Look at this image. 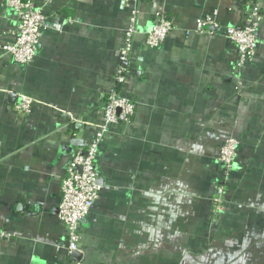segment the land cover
<instances>
[{"label":"crops","instance_id":"0c3cea01","mask_svg":"<svg viewBox=\"0 0 264 264\" xmlns=\"http://www.w3.org/2000/svg\"><path fill=\"white\" fill-rule=\"evenodd\" d=\"M36 1L46 21L30 65L3 53L16 14L0 5V227L12 235L0 264H264V0L256 58L240 71L222 26L238 24L250 0ZM133 7L125 90L136 112L100 147L99 197L75 261L61 249V180L102 122ZM214 13L219 28L195 33ZM158 15L173 29L150 50L145 33ZM19 95L34 99L24 119L12 112ZM229 138L240 145L227 191L235 206L213 223L215 161Z\"/></svg>","mask_w":264,"mask_h":264},{"label":"built area","instance_id":"2783aa9c","mask_svg":"<svg viewBox=\"0 0 264 264\" xmlns=\"http://www.w3.org/2000/svg\"><path fill=\"white\" fill-rule=\"evenodd\" d=\"M44 1L50 3L51 0ZM133 1L136 2V0ZM0 5L16 14V27L11 40L2 46L3 53L15 63L32 64L36 58L37 45L41 40L46 21L43 6L36 0H0ZM241 16L238 24L222 26L224 37L237 51L235 64L237 71L252 64L257 55V34L262 17L259 0H250L244 6ZM210 26H220L215 21V13L205 18H198L194 32L204 33ZM172 29L171 21L158 15L145 33L144 47L150 50L157 49L169 37ZM138 32L137 9L133 7L129 13L124 45L117 52L118 62L104 90V101L98 109L102 122L95 127L90 142L74 150L69 156L65 175L61 180L57 215L65 230L66 238L61 249L67 257L74 253H81L82 222L90 214L99 197L100 185L96 163L105 136L111 128L129 124L136 112V103L126 92L125 86L132 74L131 59ZM33 105L34 99L19 95L12 104V112L18 119H24L32 112ZM239 146L236 139L229 138L219 148L217 162L221 174L217 180L219 182L215 184V192L211 200L215 207L212 215H208V219L213 223L221 219V213L225 210V184L230 181L235 172ZM11 236L10 232L0 227V242L9 241Z\"/></svg>","mask_w":264,"mask_h":264},{"label":"trees","instance_id":"16d2710c","mask_svg":"<svg viewBox=\"0 0 264 264\" xmlns=\"http://www.w3.org/2000/svg\"><path fill=\"white\" fill-rule=\"evenodd\" d=\"M237 155H238V154H237ZM236 158H237V157H236ZM218 169H220V168L218 167ZM230 180H231V179H230ZM217 182H219V181L216 180V181H215V184H216ZM229 182H230V181H228V182L225 184L224 199H225V201H226V206H225V210L221 213V218H224V217L226 216V214L228 213V211L231 210V209L235 206V204H234L233 201H232L231 196H229V194L227 195V191H228V188H229V186H230ZM214 192H215V189H214ZM211 200H212V198H211ZM208 207H209V210H208L207 218H208V215H209V214L212 215V213H213L212 210H213V208L215 207V204L212 203V201H209Z\"/></svg>","mask_w":264,"mask_h":264},{"label":"water","instance_id":"95a60500","mask_svg":"<svg viewBox=\"0 0 264 264\" xmlns=\"http://www.w3.org/2000/svg\"><path fill=\"white\" fill-rule=\"evenodd\" d=\"M12 98H15V95L14 94H11L10 95ZM71 259L75 260V261H78V258L80 257V255L78 253H74L72 254L71 256Z\"/></svg>","mask_w":264,"mask_h":264},{"label":"rangeland","instance_id":"374dc122","mask_svg":"<svg viewBox=\"0 0 264 264\" xmlns=\"http://www.w3.org/2000/svg\"><path fill=\"white\" fill-rule=\"evenodd\" d=\"M216 164L218 165V162H217V157H216ZM220 174H221V170L220 169H218V173L216 174L217 175V180H218V177L220 176Z\"/></svg>","mask_w":264,"mask_h":264}]
</instances>
